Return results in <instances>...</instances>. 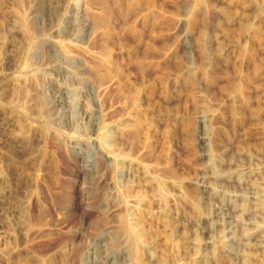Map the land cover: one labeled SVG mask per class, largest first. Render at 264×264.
I'll return each mask as SVG.
<instances>
[{
    "label": "rangeland",
    "instance_id": "374dc122",
    "mask_svg": "<svg viewBox=\"0 0 264 264\" xmlns=\"http://www.w3.org/2000/svg\"><path fill=\"white\" fill-rule=\"evenodd\" d=\"M43 1L0 0V113L21 137L18 151L9 145L11 197L32 181L41 204L40 250L15 264H72L80 241L96 251L90 262L109 251L115 264H264L244 218L264 201V0ZM54 78L70 94L63 105ZM238 160L256 200L231 180ZM63 183L61 209L48 192ZM211 189L232 211L233 254L204 244ZM21 223H32L27 210Z\"/></svg>",
    "mask_w": 264,
    "mask_h": 264
},
{
    "label": "bare ground",
    "instance_id": "6f19581e",
    "mask_svg": "<svg viewBox=\"0 0 264 264\" xmlns=\"http://www.w3.org/2000/svg\"><path fill=\"white\" fill-rule=\"evenodd\" d=\"M43 1V0H42ZM41 2V0H40ZM44 3V1H43ZM52 3V2H51ZM39 4V3H38ZM52 5V4H51ZM50 5V6H51ZM47 7V6H46ZM30 8H28L29 10ZM40 8L39 5L37 6L35 11H39ZM27 10V11H28ZM52 10V9H51ZM50 11V10H49ZM46 12V21L49 22L51 20L50 18V12ZM29 14L34 15V8H31L28 12ZM28 15V14H27ZM26 15V16H27ZM38 15V14H37ZM53 15V14H51ZM32 17V16H28ZM33 18V17H32ZM45 18V17H44ZM51 22V21H50ZM48 25V24H47ZM87 27V26H86ZM74 28V27H73ZM72 32V31H71ZM78 33V32H77ZM76 33V34H77ZM71 34V33H70ZM53 41V40H52ZM50 42V40H49ZM8 44V43H7ZM49 45V44H47ZM8 46L12 47V45L8 44ZM7 46V47H8ZM14 49V48H13ZM5 50V49H4ZM46 50V49H45ZM11 51V50H10ZM32 51V49H31ZM51 51V50H50ZM33 54V53H32ZM30 55V54H29ZM28 56V55H27ZM33 56V55H32ZM30 58V56H28ZM3 58V57H2ZM51 58V57H50ZM1 59V57H0ZM10 59V57H9ZM58 59V58H57ZM4 58L0 60V64L4 63ZM26 60V59H25ZM34 60V59H33ZM53 60V59H52ZM6 61V60H5ZM47 61V60H46ZM56 61V60H55ZM51 62V61H50ZM32 63V62H31ZM5 64V63H4ZM53 64V63H52ZM26 65H29L28 63ZM33 65V64H32ZM67 65V64H66ZM3 66V65H2ZM56 66V64L54 65ZM33 67V66H32ZM50 67V66H49ZM69 67V66H68ZM67 67V68H68ZM2 68V67H1ZM59 68V66H58ZM56 69V67H55ZM60 69V68H59ZM65 69V68H64ZM69 70V69H68ZM67 72H70L67 71ZM73 72V71H71ZM6 73V72H5ZM64 75V76H63ZM59 76L62 78L65 77V74L62 72H59ZM4 77V76H1ZM54 77V76H53ZM61 78V79H62ZM67 78V77H66ZM20 80V79H19ZM22 80V79H21ZM33 80V79H32ZM63 80V79H62ZM6 81V80H5ZM49 81V80H48ZM58 79H50V86L49 90L52 96V101L54 104H60L63 105L67 102V87L64 84H58ZM17 82V81H16ZM20 82V81H19ZM3 83V82H2ZM24 83V81L22 82ZM48 83V82H47ZM64 83V82H63ZM5 84V83H4ZM48 85V84H47ZM46 85V86H47ZM25 86V84H24ZM40 86V85H39ZM18 87V85H17ZM22 88V85H21ZM26 88V87H25ZM41 88V87H40ZM43 88V87H42ZM28 89V88H27ZM42 90V89H41ZM69 90V89H68ZM21 92V91H20ZM23 95L26 96L27 90L22 89ZM47 92V90H46ZM49 92V91H48ZM47 92V93H48ZM49 94V93H48ZM18 93V97H19ZM28 95V94H27ZM70 95V94H69ZM68 95V96H69ZM20 98V97H19ZM26 98V97H23ZM70 98V97H69ZM68 98V99H69ZM18 101V100H17ZM48 101V100H47ZM71 101V100H70ZM48 104V103H45ZM61 107V106H60ZM69 108V107H68ZM1 109V108H0ZM51 109V108H50ZM58 110V109H57ZM59 111V110H58ZM65 111V110H64ZM61 112V110H60ZM54 113V112H53ZM52 113V114H53ZM66 113V111H65ZM50 114V115H52ZM57 114V113H56ZM89 114V113H88ZM46 116V113H45ZM49 116V115H48ZM55 116V115H54ZM57 116V115H56ZM52 117V116H51ZM59 117V116H57ZM66 117V116H65ZM45 118V117H44ZM67 118V117H66ZM65 118V119H66ZM69 118V117H68ZM68 118L66 120H68ZM14 119V118H13ZM13 119L10 118V116H7L4 113H0V264H15L17 259L19 260L21 257L25 258L26 263L29 261L26 258V255L40 250V244H42L41 239L39 237V229L34 228V222H36V219L38 215V209H39V204H40V199L39 196H37L34 193V190L32 187L28 184L23 188L22 190V195L19 200H14L11 197V180L8 176V167L7 165L9 164V159H10V151H9V145H15L17 147L18 151V142L19 138H21L18 134L14 132V123ZM60 119V117H59ZM62 119V118H61ZM64 119V118H63ZM65 120V121H66ZM88 120V119H87ZM201 120H204V118ZM63 122V121H62ZM70 122V121H69ZM88 122V121H87ZM72 123V122H71ZM94 123V122H93ZM69 125V124H68ZM92 125V124H91ZM60 126V125H59ZM208 129V128H207ZM208 133V132H207ZM203 134V133H202ZM200 140L202 143H205L206 137L203 134L201 135ZM209 141V140H208ZM211 142V141H210ZM60 147V146H59ZM53 148V147H52ZM57 149V148H56ZM61 149V148H60ZM207 148H205L206 151ZM12 151V150H11ZM63 151V150H62ZM210 152V151H209ZM204 153V152H203ZM63 154V153H62ZM33 156V155H32ZM206 159L209 161L210 165L214 169V171L219 168L217 165V160L214 157L212 153H206ZM29 160V159H28ZM34 160V159H33ZM30 162V161H29ZM31 163V162H30ZM231 165V164H230ZM229 168L230 175L232 174L234 186L241 191L242 194H240L242 199L246 198L248 199V195L252 197V201L255 199L254 197L257 196L256 193L254 192V189L250 188L249 186H244L243 183V175L247 171V166L244 164L242 161H237L233 166H227ZM226 168V169H227ZM223 169V168H221ZM247 169V170H246ZM205 170V169H204ZM212 170V169H211ZM213 171V172H214ZM203 172V171H202ZM222 172V171H221ZM227 172V170H226ZM204 173V172H203ZM227 174V173H226ZM27 175V174H26ZM234 175V176H233ZM215 176L219 178L217 173H215ZM15 177V176H14ZM211 177V176H210ZM230 177V176H229ZM206 178V177H205ZM27 179V178H26ZM202 179V178H201ZM213 179V178H212ZM209 180V179H208ZM38 181V180H37ZM69 181V180H68ZM213 182V181H212ZM219 183V182H218ZM245 183V182H244ZM209 183L206 185V190L209 189ZM214 184V183H213ZM246 184V183H245ZM203 185V184H202ZM215 185V184H214ZM228 185V184H227ZM247 185V184H246ZM34 186V185H33ZM205 186V185H204ZM212 186V184H211ZM231 186V185H230ZM49 187V186H48ZM55 187V186H53ZM52 187V188H53ZM67 187V186H65ZM64 183L60 185L59 187L53 189L52 191H49V195H51L53 206L58 205V207L63 206L61 209L64 208L65 204L68 202V194L64 191L65 190ZM70 188V187H69ZM200 188V187H199ZM211 188V187H210ZM229 188V185H228ZM49 190V189H47ZM46 190V191H47ZM205 190V188H203ZM216 190V189H215ZM227 191V190H226ZM229 192V191H228ZM47 193V194H48ZM239 193V192H238ZM207 194V193H206ZM237 194V193H236ZM239 195V194H238ZM235 196V195H234ZM219 198V195L217 193H214L212 189L208 192L206 198L208 200L207 205L209 206V209L207 211H203V213L200 215V222L201 225L203 226V231L205 234V239H204V244L206 245H219L220 251L226 254H233L235 252V247H233L234 244V239L232 240L227 236V233L229 231V228L233 221V215H231V212H223L224 210L221 207L218 202H216V198ZM18 198V197H17ZM45 198V197H44ZM43 198V199H44ZM47 198V197H46ZM45 198V199H46ZM222 198V197H221ZM224 198V197H223ZM258 198V197H257ZM16 199V198H15ZM232 199V198H231ZM71 200V199H70ZM256 200V199H255ZM42 201V200H41ZM48 201V200H47ZM244 201V200H242ZM249 201V200H248ZM50 202L49 204H51ZM229 202V201H228ZM46 204V203H45ZM44 204V205H45ZM206 204V203H205ZM218 204V205H217ZM232 204V203H231ZM248 203V210H244V215H245V221L248 222L249 224L252 225L251 229L256 233L255 237L251 240L250 238V243L252 247H255L257 249H260L264 247V235L263 233V227H264V201H253L251 203L252 205H249ZM41 205V204H40ZM52 205V204H51ZM49 206V205H48ZM43 207V206H42ZM66 207V206H65ZM234 207V206H233ZM208 208V207H207ZM206 208V209H207ZM230 208V207H229ZM228 208V209H229ZM245 208V207H244ZM243 208V209H244ZM41 209V208H40ZM39 209V210H40ZM204 209V210H206ZM246 209V208H245ZM24 210L28 211V216L30 217L31 223L30 225H24L21 223V217L22 214L24 213ZM227 209H225L226 211ZM40 218V217H39ZM235 219V218H234ZM100 221V220H99ZM98 222V220H97ZM37 223V222H36ZM36 225V224H35ZM100 227V226H99ZM97 227H93V232L92 235L94 236V240L99 241V239H102L104 236L103 232L105 229L104 227L101 230H96ZM107 229V227H106ZM91 233V232H90ZM246 233V231H245ZM244 233V234H245ZM41 234V233H40ZM90 235V234H89ZM91 235V236H92ZM233 238V236H231ZM61 239V238H60ZM89 239V238H88ZM86 240V239H85ZM91 240V239H90ZM103 240V239H102ZM106 240V239H105ZM236 240V239H235ZM52 241V240H51ZM55 241V240H54ZM77 241V240H76ZM92 241V240H91ZM43 242H45L43 240ZM82 242V241H80ZM80 242H74V246L71 248L70 252V260L72 264H115L116 261V253L115 252H109L105 255L104 259H100L93 262V260L90 262L88 259V254L87 253H96V251L92 252L90 249L87 250V247H85V243L82 244ZM236 242V241H235ZM87 243V241H86ZM48 244V243H47ZM90 244V243H88ZM92 244V243H91ZM96 244V243H95ZM237 244V243H236ZM93 245V244H92ZM98 245V244H97ZM50 246V245H49ZM46 247V246H45ZM48 247V246H47ZM94 248V247H93ZM111 249V247H108ZM113 248V247H112ZM53 249V248H52ZM99 249V248H98ZM102 249V248H101ZM109 249V250H110ZM94 250V249H93ZM97 250V249H96ZM150 250V249H149ZM102 251V250H101ZM107 251V250H106ZM105 251V252H106ZM114 251V250H112ZM126 252V250H124ZM43 252V251H42ZM124 252V253H125ZM37 253V252H36ZM41 253V252H40ZM44 253V252H43ZM46 253V252H45ZM85 254V255H84ZM98 254V253H97ZM118 254V253H117ZM99 256V255H98ZM102 256V255H101ZM93 257V255H92ZM100 257V256H99ZM69 258V257H68ZM97 258V257H96ZM126 259V257H125ZM28 260V261H27ZM121 260V259H120ZM123 261V260H122ZM19 262V261H18ZM17 262V263H18ZM23 260L19 263H22ZM51 262V261H50ZM93 262V263H92ZM129 264V261H127ZM151 264H165L164 261L161 260H151ZM29 263V262H28ZM118 263V261H117ZM132 263V262H131ZM120 264H126V263H120Z\"/></svg>",
    "mask_w": 264,
    "mask_h": 264
}]
</instances>
